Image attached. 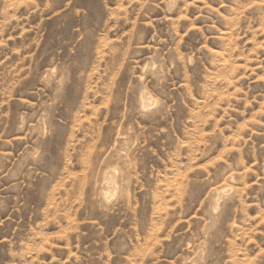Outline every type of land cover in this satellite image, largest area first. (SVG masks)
I'll list each match as a JSON object with an SVG mask.
<instances>
[{"label":"rangeland","instance_id":"374dc122","mask_svg":"<svg viewBox=\"0 0 264 264\" xmlns=\"http://www.w3.org/2000/svg\"><path fill=\"white\" fill-rule=\"evenodd\" d=\"M0 264H264V0H0Z\"/></svg>","mask_w":264,"mask_h":264},{"label":"bare ground","instance_id":"6f19581e","mask_svg":"<svg viewBox=\"0 0 264 264\" xmlns=\"http://www.w3.org/2000/svg\"><path fill=\"white\" fill-rule=\"evenodd\" d=\"M145 96H147V95H145ZM141 100H142V103H143V102H147V101H145V98H142ZM146 100H147V99H146ZM147 103H148V102H147ZM145 104H146V103H145ZM142 105H144V104H142ZM143 107H144V106H143ZM111 174H112V173H111ZM108 179H109V178H108ZM113 179H114V178H113ZM111 181H112V178H111ZM111 181H110V183H112ZM108 184H109V182H108ZM108 184H107V186H108ZM113 185H114V183H113ZM113 187H114V186H113ZM109 189H111V188H109ZM107 190H108V189H107Z\"/></svg>","mask_w":264,"mask_h":264}]
</instances>
